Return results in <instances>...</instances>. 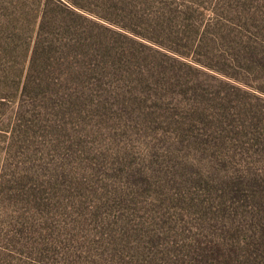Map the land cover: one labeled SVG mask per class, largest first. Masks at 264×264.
Returning a JSON list of instances; mask_svg holds the SVG:
<instances>
[{
	"label": "rangeland",
	"instance_id": "1",
	"mask_svg": "<svg viewBox=\"0 0 264 264\" xmlns=\"http://www.w3.org/2000/svg\"><path fill=\"white\" fill-rule=\"evenodd\" d=\"M73 1L0 0V264H245L264 0Z\"/></svg>",
	"mask_w": 264,
	"mask_h": 264
},
{
	"label": "trees",
	"instance_id": "2",
	"mask_svg": "<svg viewBox=\"0 0 264 264\" xmlns=\"http://www.w3.org/2000/svg\"><path fill=\"white\" fill-rule=\"evenodd\" d=\"M50 1L51 5V13H57L58 15H62L63 20V30L66 32L71 31L73 28L72 24L67 22H75L76 20L83 19L87 23L85 24L86 27H84L85 35H86V41H87V47L90 49L96 44L94 42L98 41L100 38L98 35H95L93 33L94 29H99V26L97 23L83 17V15H80L74 8L79 9L81 8L76 1H63V0H48ZM49 4L43 3L42 9L38 11V31L42 30L45 24V20L48 14V10L50 8ZM73 7V8H72ZM40 13V16H39ZM67 15V16H64ZM76 19V20H75ZM38 20V19H37ZM75 32V31H71ZM99 45V44H98ZM249 197V196H246ZM255 194L251 195V198H254ZM263 202H264V196H263ZM256 217L258 219L256 224H251L250 230L252 231V235L250 236L253 240L254 249L247 248V254L245 257V264H264V206H262L261 209H258ZM233 254L236 255V252L233 251Z\"/></svg>",
	"mask_w": 264,
	"mask_h": 264
}]
</instances>
